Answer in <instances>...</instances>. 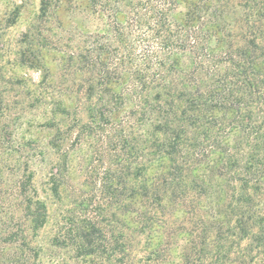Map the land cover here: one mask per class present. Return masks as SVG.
<instances>
[{
	"label": "trees",
	"instance_id": "16d2710c",
	"mask_svg": "<svg viewBox=\"0 0 264 264\" xmlns=\"http://www.w3.org/2000/svg\"><path fill=\"white\" fill-rule=\"evenodd\" d=\"M17 17H0V57ZM55 29L80 41L78 54L55 48ZM23 42L20 62L45 72L27 95L30 108L51 106V193L64 183L67 139L95 135L114 152L100 186L125 217L110 228L69 217L55 246L70 264H131L135 238L161 228V262L179 232L190 243L183 264H264V0H40ZM52 51L79 82H54ZM55 114L72 118L60 127ZM32 177L0 195V264H40L31 239L47 210Z\"/></svg>",
	"mask_w": 264,
	"mask_h": 264
},
{
	"label": "rangeland",
	"instance_id": "374dc122",
	"mask_svg": "<svg viewBox=\"0 0 264 264\" xmlns=\"http://www.w3.org/2000/svg\"><path fill=\"white\" fill-rule=\"evenodd\" d=\"M39 3L40 0H0V17L11 11L18 14L15 24L4 33V50L0 57L1 81L3 84L7 82L4 101L8 104V109L0 116V195H16L20 177L31 173V188L35 190L37 198L44 202L47 210L45 224L31 239L33 246L40 250V264H53L55 260H64L66 264H70V253L55 246L69 229V217L84 216L98 226L110 228L113 225L119 226L118 223L125 215L121 208L110 205L100 186L104 170L109 166L114 152L95 135L84 138L79 145L70 143L73 136L64 142L63 149L69 155L66 171H63L64 183L60 186L58 197L49 190L50 172L59 160L58 155L48 145L54 131L45 126V122L51 118V106L30 108V96L27 95V90H32L45 72L20 62V52L27 49L23 34L30 20L38 13ZM54 34V39L58 41L55 46L57 50L60 49L63 53H79V40L67 42L66 35L60 29H55ZM69 43L71 44L68 45ZM45 56L46 66L50 68L54 82H65L64 86L70 87L72 85L69 82H79L82 78L75 71L74 65L64 73L66 66L61 63L62 55L58 51H52ZM68 96L66 93L61 97L70 98ZM79 114L82 121H85V114ZM53 118L61 127L67 126L72 117L64 120L60 114H55ZM19 203L20 198L15 196L11 203L15 221L20 217ZM7 216L12 215L9 212ZM123 231L126 232L124 229ZM163 232L165 228L152 232L155 237L152 240L146 233L137 236L131 264H183V250L189 248L190 243L188 236L179 232L168 238V255L164 254L162 262L156 260L153 252L155 244L165 239ZM160 235V238H156Z\"/></svg>",
	"mask_w": 264,
	"mask_h": 264
}]
</instances>
